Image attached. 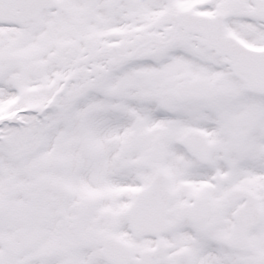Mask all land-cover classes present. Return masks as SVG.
I'll list each match as a JSON object with an SVG mask.
<instances>
[{
  "label": "snow or ice",
  "instance_id": "snow-or-ice-1",
  "mask_svg": "<svg viewBox=\"0 0 264 264\" xmlns=\"http://www.w3.org/2000/svg\"><path fill=\"white\" fill-rule=\"evenodd\" d=\"M0 264H264V0H0Z\"/></svg>",
  "mask_w": 264,
  "mask_h": 264
}]
</instances>
